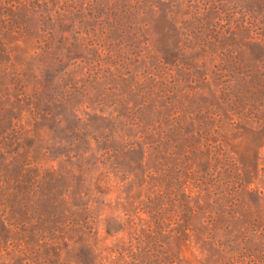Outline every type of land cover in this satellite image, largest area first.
Instances as JSON below:
<instances>
[{
	"label": "rangeland",
	"instance_id": "obj_1",
	"mask_svg": "<svg viewBox=\"0 0 264 264\" xmlns=\"http://www.w3.org/2000/svg\"><path fill=\"white\" fill-rule=\"evenodd\" d=\"M0 264H264V0H0Z\"/></svg>",
	"mask_w": 264,
	"mask_h": 264
}]
</instances>
